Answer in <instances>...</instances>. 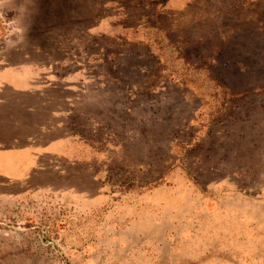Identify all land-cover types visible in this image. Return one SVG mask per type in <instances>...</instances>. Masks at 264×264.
Instances as JSON below:
<instances>
[{"label":"rangeland","instance_id":"obj_1","mask_svg":"<svg viewBox=\"0 0 264 264\" xmlns=\"http://www.w3.org/2000/svg\"><path fill=\"white\" fill-rule=\"evenodd\" d=\"M0 61L84 143L0 178V264H264V0H0Z\"/></svg>","mask_w":264,"mask_h":264},{"label":"crops","instance_id":"obj_2","mask_svg":"<svg viewBox=\"0 0 264 264\" xmlns=\"http://www.w3.org/2000/svg\"><path fill=\"white\" fill-rule=\"evenodd\" d=\"M40 70L39 67L31 64L7 65L0 61V135H7L9 138L7 144L0 140V178L7 185L11 183L25 185L35 171L48 167L52 169V165H58L60 160L70 163L84 162L83 158L78 159L79 156L75 151V148H83L84 145L78 137L62 134L39 140L57 126L52 123L37 122L35 129L27 127L35 113L46 103L43 86L34 81L35 74L41 73ZM8 87L17 96L12 100L16 101L19 108L26 111L25 114L20 113L23 117L18 116L23 119L21 121L23 127L18 126L15 134H12V128L8 127L9 118L4 114L7 97L1 96L3 89ZM16 110L18 111V108Z\"/></svg>","mask_w":264,"mask_h":264},{"label":"trees","instance_id":"obj_3","mask_svg":"<svg viewBox=\"0 0 264 264\" xmlns=\"http://www.w3.org/2000/svg\"><path fill=\"white\" fill-rule=\"evenodd\" d=\"M162 54H164V52ZM179 56H181V55L179 54Z\"/></svg>","mask_w":264,"mask_h":264}]
</instances>
